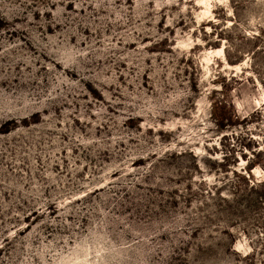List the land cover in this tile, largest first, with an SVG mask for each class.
I'll return each instance as SVG.
<instances>
[{"label":"rangeland","instance_id":"rangeland-1","mask_svg":"<svg viewBox=\"0 0 264 264\" xmlns=\"http://www.w3.org/2000/svg\"><path fill=\"white\" fill-rule=\"evenodd\" d=\"M0 264H264V0H0Z\"/></svg>","mask_w":264,"mask_h":264}]
</instances>
